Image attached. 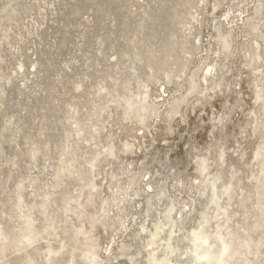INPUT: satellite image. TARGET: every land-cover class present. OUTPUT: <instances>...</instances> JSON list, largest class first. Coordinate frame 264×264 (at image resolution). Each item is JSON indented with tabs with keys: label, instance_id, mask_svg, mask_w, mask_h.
Segmentation results:
<instances>
[{
	"label": "clouds",
	"instance_id": "9594fccd",
	"mask_svg": "<svg viewBox=\"0 0 264 264\" xmlns=\"http://www.w3.org/2000/svg\"><path fill=\"white\" fill-rule=\"evenodd\" d=\"M177 6L184 9L181 31L193 42L179 56H165L146 77L174 88L170 102L149 103L142 83L122 116L88 121L90 147L71 153L77 182L69 194L75 196L71 214L63 199L38 211L34 228L22 229L16 217L0 214V264H236L234 237L215 185L223 184L221 152L250 166L242 141L264 143V0H181ZM181 107L191 108L195 123ZM241 115L248 123L237 133ZM157 123L168 125L166 148L168 137L185 129L164 154L175 167L159 182V161L143 142ZM129 128L139 130L141 140ZM201 159L208 161L210 175L200 172ZM253 163L264 167V160ZM193 164L195 177L188 171ZM20 253L24 258L14 259Z\"/></svg>",
	"mask_w": 264,
	"mask_h": 264
},
{
	"label": "rangeland",
	"instance_id": "374dc122",
	"mask_svg": "<svg viewBox=\"0 0 264 264\" xmlns=\"http://www.w3.org/2000/svg\"><path fill=\"white\" fill-rule=\"evenodd\" d=\"M180 3L0 0V214L13 215L20 224V214L36 218L38 211L62 199L71 214L73 200H65L75 197L69 194L76 192L71 153L75 149L82 154L90 147L87 122L122 116L126 98L133 101L132 95L139 96L137 88L142 83L146 84L144 97L149 103L170 102L174 88L148 83L146 77L165 56H179L180 49L193 42L181 31L179 17L184 9L177 6ZM181 111H187L190 124L195 123L190 107H181ZM161 116L166 118L163 113ZM178 123L177 117L172 127ZM236 123L239 133L248 121L241 115ZM167 127L157 123L152 136L143 135L150 155L159 161L156 167L162 171L157 182L167 179V170L175 167L174 161L164 160V154L185 132L181 127L175 137H168L166 148L163 137ZM128 131L141 140L139 130ZM246 131L252 135L251 128ZM242 143L244 160L250 166L239 164L230 152H221L226 163L219 177L223 184H216V189L221 196L222 186L231 185L230 199L225 194L219 198L222 204L230 203L227 212L232 219L227 225L233 232L251 238L252 248L260 241L262 253L255 264H264V204L256 188L259 185L264 191V167L260 170L253 163L264 160V143L259 138ZM232 146L234 142L230 141ZM196 167L193 164L188 170L194 177ZM199 168L201 173H208V161L201 159ZM167 183L171 185L172 181ZM28 251L32 254V249ZM22 258L24 254L20 253L14 259Z\"/></svg>",
	"mask_w": 264,
	"mask_h": 264
},
{
	"label": "bare ground",
	"instance_id": "6f19581e",
	"mask_svg": "<svg viewBox=\"0 0 264 264\" xmlns=\"http://www.w3.org/2000/svg\"><path fill=\"white\" fill-rule=\"evenodd\" d=\"M133 103H134V101H130L129 98H126V104L131 105ZM256 154L258 156L260 155L259 149L256 150ZM201 166L202 165H200V167ZM260 170H262V167H260ZM255 179L257 181H260L257 176L255 177ZM215 188H216V185H215ZM256 188L258 190V193H261L263 196V198H261L262 201L259 200L260 197H258L259 199L258 198L257 199L259 201H261L262 204H264V191L260 190L261 186H259V185H257ZM222 189H223L222 193L227 195V198H228L227 200H229L230 199L231 185H223ZM216 197H217V204L219 206V210L220 211L222 210V213H223L224 217L226 218V222H229L232 219L231 214H229L227 212V210H228L227 206L230 203L227 202L226 204H222L219 201L220 196L217 193H216ZM74 199H75V197L70 196V197H66L65 200H74ZM20 217L23 218V221L19 224V226L22 227V229L23 228H30V226H32L34 228V226L32 225V222L34 221L33 218H35V217H31L30 214H20ZM228 227L231 229L230 225H228ZM240 229L242 231H245V229H242L241 227H240ZM231 231H232V234L234 237V244H235V248H236V252H237L236 264H255V261L259 258V256L262 253L261 249L259 248L260 241L257 242L256 247L252 248L251 245L249 244L250 241L252 240L251 238H249V237L246 238V237L242 236L241 234L235 233V232H233L232 229H231ZM29 254H31V253L29 252ZM258 264H260V263H258Z\"/></svg>",
	"mask_w": 264,
	"mask_h": 264
}]
</instances>
